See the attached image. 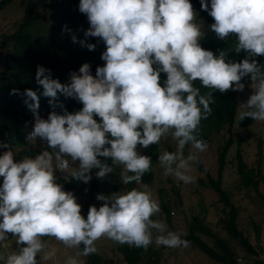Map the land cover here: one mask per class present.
<instances>
[{
	"label": "clouds",
	"instance_id": "9594fccd",
	"mask_svg": "<svg viewBox=\"0 0 264 264\" xmlns=\"http://www.w3.org/2000/svg\"><path fill=\"white\" fill-rule=\"evenodd\" d=\"M201 6L214 19L210 29L219 39L236 35L234 51L248 53L242 62L228 60L225 50L216 55L201 46L204 25L197 21L191 0H80L79 11L90 23L85 35L103 40L106 51L101 59L106 63L93 70L95 76L84 63L66 85L53 79L50 69L39 66L36 81L53 105L47 119L38 111L37 92L25 91L34 101L28 106L35 120L27 139L40 138L47 149L19 162L12 149L0 155V243L11 234L22 246L0 255L3 264H38V255L42 261L53 260L56 249L45 237L67 248L83 245L66 264H84L81 257L96 254V242L103 237L144 249L153 241L170 248L189 246L179 233L167 231L164 222L153 219L161 208L148 184L98 194L96 199L105 203L91 206L85 219L77 197L57 182L56 171L78 162L71 175L88 183L92 169L98 168L96 176L103 178L122 165L123 184H140L152 160L138 146L148 148L171 135L177 142L175 151L158 156L164 175L194 183L191 164L198 160L196 152L208 148L200 138V125L212 114L211 90L243 91L246 76L254 91L240 105V118L264 122V66L251 59L264 55V0H211L210 8L208 0H201ZM72 39L77 42L76 36ZM79 42L95 50V44ZM162 72L167 74L163 86ZM197 80L209 91L202 94ZM58 93L77 99L83 108L57 112ZM188 145L196 152L185 156ZM99 157L110 158L112 164ZM153 230L166 235L154 238Z\"/></svg>",
	"mask_w": 264,
	"mask_h": 264
},
{
	"label": "trees",
	"instance_id": "16d2710c",
	"mask_svg": "<svg viewBox=\"0 0 264 264\" xmlns=\"http://www.w3.org/2000/svg\"><path fill=\"white\" fill-rule=\"evenodd\" d=\"M24 1V0H23ZM22 1L23 14L18 21L16 28L10 33H3L2 44L8 48L4 59L0 65V138L17 142L21 145L19 153L24 156L26 154L34 155L40 154L47 149V142L39 147H30V141L27 139L31 129V121L34 118V113L30 110L29 104L34 103L24 94L27 89H32L37 92L40 101L38 111H53V105L49 103L51 98L43 95V87L36 81V72L39 66H44L51 70L52 78L58 79L61 84L70 83V76L72 72H79L80 67L84 63L90 65L91 73L98 67L104 66L106 61L101 59L102 53L106 51V45L100 38L87 37L85 35L90 23L86 14L79 11L80 0H68L59 8L60 19L67 27V36L65 40L59 39L48 25L46 28L40 29L45 36H37L38 29L35 28L38 15L37 11L41 6L46 4V0H26ZM198 3L199 14L205 12L201 6V0H191ZM9 0H0V8H2ZM209 8L211 0H208ZM74 33L81 34L86 44H95V50H89L86 46L80 45L78 42H73L72 37ZM71 42H69V41ZM237 41L236 35H230L226 40L219 39L211 29L205 32L204 38L200 40L201 46L206 50H212L216 55L219 51L225 50L228 52V60L233 62H242L248 56V53L241 51L236 53L234 46ZM75 43L76 45H73ZM78 54H77V53ZM80 55H84L83 58ZM258 63L264 66V55L251 57ZM167 79L166 73H161V84ZM243 79H250L246 76ZM197 87L201 88L202 94L209 91L204 88L199 80L195 81ZM16 90V94H12ZM215 98V103L210 105L212 114L205 120L201 121L200 138L207 142L210 135L214 132L219 133L222 128L228 131L226 137L218 148L217 156V173L215 177L209 176L205 184L210 186L219 195V200L222 202V212L224 216L220 217L223 226L226 228L228 234L235 238L244 249L254 251L253 247L248 241V238L243 234L242 230L237 226V208L232 199H230L221 186V178L224 167L227 162L226 155L229 146L232 143V127L235 122V113L237 110V92L229 90L227 92H220L218 90H211ZM27 101V103H26ZM55 110L63 113L64 109L68 112L75 113L83 108L82 102L75 98H70L62 93H58V99L55 101ZM97 122L101 118L94 117ZM253 118L245 117L243 122L247 124ZM33 122V121H32ZM30 125V126H29ZM261 139L258 140V156L256 166H248L243 159L241 150L236 151V170L243 180V184H253L255 189L258 187V180L253 177L260 174V162L264 158V148L261 146ZM142 155L151 157V168L146 172L141 180L142 184H149L154 176L153 164L159 152V144L150 145L148 148H143ZM4 148H0L2 150ZM4 152L0 151V154ZM102 162L112 164L110 158L99 157ZM196 166L200 171L207 173V169L202 162L195 161ZM117 168L116 180L114 186H117L119 167ZM98 169V168H95ZM76 170V169H75ZM133 175V173H128ZM202 181V180H200ZM78 181L70 175L69 179H63L60 184L64 186L65 191H73ZM136 182L125 185L127 190L135 188ZM264 198V196H263ZM161 208L165 212L166 218L170 220V214L173 212L171 205L165 201H161ZM189 231L185 237L190 244L197 246L200 250L206 253L211 258L220 261L222 264H264V259L256 258L251 263H241L236 260V251L231 247L225 239L219 238L217 233L209 229L202 223L198 215L193 216V220L189 223ZM200 232L206 233L214 238L218 244L211 245L207 243L199 235ZM1 244V243H0ZM83 245L80 246V250ZM118 249L123 255L127 264H141V258L144 254L152 255L151 263L146 260V264H159L160 249L150 245L147 249L137 248L128 244H118ZM101 256L96 254L86 257L85 264H101Z\"/></svg>",
	"mask_w": 264,
	"mask_h": 264
},
{
	"label": "rangeland",
	"instance_id": "374dc122",
	"mask_svg": "<svg viewBox=\"0 0 264 264\" xmlns=\"http://www.w3.org/2000/svg\"><path fill=\"white\" fill-rule=\"evenodd\" d=\"M22 1L23 0H9V2L0 8V65L4 59L5 53L8 51V48L2 44L3 33L12 32L18 25V21L23 14ZM67 1L68 0H46V4L38 9L36 14L38 15V19L35 25V28L38 29L37 36H45L46 34L39 30V28L45 30L44 28L50 25L53 28L52 31L60 37L59 39L65 40L68 31L67 27L60 19L59 8L63 4H66ZM23 2L26 3V0ZM192 4L197 12V21L204 25V30L206 32L215 21L208 11L199 14L198 3L196 1L192 2ZM74 36H76L77 42L80 45L81 43L79 41H85L81 34L74 33ZM73 45L76 44L73 43ZM80 57L83 58L84 55H80ZM91 74L95 76L96 71H92ZM242 83L245 84V89L243 91H236L237 110L235 113V122L231 131L233 139L227 151V162L221 178V186L225 189L228 197L235 203L237 208V226L248 238L254 251L252 252L244 249L235 238L228 234L226 228L223 226V222L220 221V217L224 216V213L221 210L223 204L219 200V195L203 182L207 180L209 175L212 177L216 176L218 148L228 133L224 128H222L219 133L214 132L210 135L207 140L208 148L203 153L196 152L191 145L186 146L185 156L190 152H196L198 160L201 161L203 166L207 169V173L200 171L195 161L192 162V172L190 174L196 177L194 183L186 184L175 176L164 175V169L160 166L158 156L164 151H175L177 142L171 138V135L167 138H162L159 143L157 158L153 164L154 176L148 185L154 197L159 200L160 208L161 201L163 200L168 203V205H171L173 209V212L170 214V220L166 218L162 208L159 213L153 216L154 220H160L166 224L167 231L177 232L181 235L182 239H186L185 235L189 231V223L193 220L194 215H198L202 223L209 229L215 231L219 238L225 239V241L234 248L236 251V260L238 262L251 263L256 258L264 259V158L259 164L260 174H256L253 177L259 182L257 189H255L253 184H243V180L236 170L237 159L235 155L239 148L246 164L248 166H256L259 139H261V146L264 148V122L252 119L245 124L243 120H241L240 112L242 109L240 105L245 103L254 91L251 87V79H242ZM51 112L52 111L43 110L39 113L41 118L47 119ZM32 121L31 129L34 127V118ZM109 138L111 139L110 134ZM45 142L46 141L37 138L35 141H30V147H39L45 144ZM0 145H7V148L0 147L4 148L0 150L1 152L12 149L16 153L17 162L23 159L24 155L19 153L21 145L17 142L2 140L0 138ZM138 151L144 153V150L139 147ZM35 155L38 154H26L25 156L34 157ZM77 166L78 162L76 164H70L69 169H57V182L60 183L63 179H69L71 172L74 171ZM118 167L119 176L117 178V186H114L117 177L116 167L103 178L96 176L99 169L94 168L91 171L92 179L88 183L78 181L76 184L72 192L77 197V202L82 205L81 211L85 219L87 218L91 206L95 205L100 207L105 203L104 201L96 199L98 194L111 195L112 193H119L127 190L125 184H123L121 180L123 166L121 165ZM2 184L3 177H0V186H2ZM140 186L141 182L137 184L135 188H139ZM162 234L166 235V233H158L153 230L154 238ZM199 235L211 245L218 244L212 236L206 233L200 232ZM44 239L48 240L55 247L56 256L53 260L42 261L38 255V264H66V260L70 256H74L76 252L81 251L80 248H67L61 242L51 237H45ZM118 244L119 243L106 237L96 242L98 253L101 256V264H127L122 253L118 249ZM151 245L160 249L161 255L159 264H222L220 261L208 256L197 246L190 244V242L189 246L186 248H170L156 245L154 241ZM19 247L22 246L17 245L15 237L9 234V239L0 244V255H7L12 251L18 250ZM81 259L84 260L85 264L86 257H81ZM147 259L151 263L152 255L148 256L144 254L141 258V264H146ZM0 264H3V261H0Z\"/></svg>",
	"mask_w": 264,
	"mask_h": 264
}]
</instances>
